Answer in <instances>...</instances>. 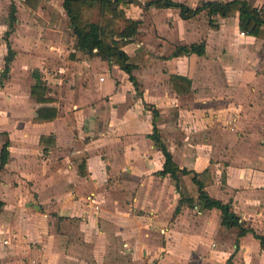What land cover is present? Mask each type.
Instances as JSON below:
<instances>
[{"label":"crops","instance_id":"0c3cea01","mask_svg":"<svg viewBox=\"0 0 264 264\" xmlns=\"http://www.w3.org/2000/svg\"><path fill=\"white\" fill-rule=\"evenodd\" d=\"M63 2L0 0V264H264L260 240L202 208L193 181L264 235V26L244 32L236 10L211 25L206 11L119 5L139 21L122 47L134 82L78 49ZM192 43L204 53L174 56ZM154 127L189 172L177 181L160 174Z\"/></svg>","mask_w":264,"mask_h":264},{"label":"trees","instance_id":"16d2710c","mask_svg":"<svg viewBox=\"0 0 264 264\" xmlns=\"http://www.w3.org/2000/svg\"><path fill=\"white\" fill-rule=\"evenodd\" d=\"M132 3H137L145 8H175L179 11L183 19H188L196 16L202 11H206L210 17L209 22L214 25L213 17L220 15L226 16L229 12L236 10L240 14V27L244 32L252 35H258L261 27L264 26V6L261 8L251 6L245 0H231L227 2L219 1H204L197 7H190L184 3L174 0H145L142 3L140 0H64L63 7L70 18V24L76 35V46L78 49L92 52L97 49V53L105 59L112 60L125 70L132 81L135 78L132 74L134 65L130 63L127 53L122 49L124 44L132 38L137 32L139 21L126 16L125 11L118 6H127ZM98 7V17L94 21V9ZM205 51L204 43H192L190 45L178 46L174 52V56L195 53L202 55ZM11 60V55L6 57V61ZM7 72L4 71V74ZM183 77H173V81H185V91L189 89V81ZM36 80L37 76H36ZM40 81L31 88V94H37L43 91ZM37 100H43L42 97H37ZM56 112L53 108H40L37 112L38 120H51ZM157 112L154 111V116ZM156 146L162 149L165 156L164 169L160 172L162 175L167 173L177 181L178 173L188 174L186 169H180L173 161L171 153L166 149L164 143L159 137L157 128L154 127V132L150 135ZM9 141L6 140L0 152V170L4 167L8 159ZM193 181L198 186V203L202 208L215 207L222 213V224L226 227L238 228V235L242 236L247 232H252L259 240L262 248H264V235H258L255 231L246 227L240 221V217L231 209L229 203H223L221 200L210 197L203 189V184L200 182L196 174L193 176ZM193 203L192 199L188 200ZM179 210V209H177Z\"/></svg>","mask_w":264,"mask_h":264},{"label":"rangeland","instance_id":"374dc122","mask_svg":"<svg viewBox=\"0 0 264 264\" xmlns=\"http://www.w3.org/2000/svg\"><path fill=\"white\" fill-rule=\"evenodd\" d=\"M201 19H202V18H201ZM202 20H203V19H202ZM199 22H200V20H199ZM199 22H198V23H199ZM200 23H201V22H200ZM3 139H4V137H2V140H3Z\"/></svg>","mask_w":264,"mask_h":264}]
</instances>
